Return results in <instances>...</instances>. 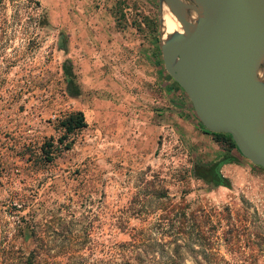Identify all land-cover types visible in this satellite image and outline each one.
<instances>
[{"label": "rangeland", "instance_id": "obj_1", "mask_svg": "<svg viewBox=\"0 0 264 264\" xmlns=\"http://www.w3.org/2000/svg\"><path fill=\"white\" fill-rule=\"evenodd\" d=\"M159 29L158 0H0V264L32 224L51 262L264 264V168L199 122Z\"/></svg>", "mask_w": 264, "mask_h": 264}, {"label": "water", "instance_id": "obj_2", "mask_svg": "<svg viewBox=\"0 0 264 264\" xmlns=\"http://www.w3.org/2000/svg\"><path fill=\"white\" fill-rule=\"evenodd\" d=\"M163 65L199 122L264 168V0H158ZM178 30L163 38L162 7Z\"/></svg>", "mask_w": 264, "mask_h": 264}, {"label": "trees", "instance_id": "obj_3", "mask_svg": "<svg viewBox=\"0 0 264 264\" xmlns=\"http://www.w3.org/2000/svg\"><path fill=\"white\" fill-rule=\"evenodd\" d=\"M61 125L64 128L63 137H67L68 134L73 133L74 131L85 126L82 112L77 111V112L70 113L62 121ZM208 133L212 134L215 141L222 144L227 151H232L233 149H237L234 141L232 140L229 134L216 133V132H210V131ZM58 142L59 143L63 142L62 137L58 138ZM57 148L58 147L54 145L53 140H50L49 142H45L43 144V146L41 147V153L47 162H50L54 159L55 155L57 154ZM57 225H59L61 230H65L67 228V224H65L64 222H60V220ZM30 233L35 242V245L30 251V253L29 252H19L20 262H18L15 256L11 255L10 258H8V262H6L5 264H118L117 262H113L110 260L104 261V262L94 261V262H87V263L82 261L81 256L83 255V252L86 251L87 249H91L90 246L88 247L81 246V247L76 248L75 250L67 246H60L58 247L59 249L57 248L58 249L57 256L65 257V261L51 262L49 259L46 258L49 247L45 246L43 239L40 238L33 224L31 226ZM77 260H80L82 262L79 261L77 263H74Z\"/></svg>", "mask_w": 264, "mask_h": 264}, {"label": "bare ground", "instance_id": "obj_4", "mask_svg": "<svg viewBox=\"0 0 264 264\" xmlns=\"http://www.w3.org/2000/svg\"><path fill=\"white\" fill-rule=\"evenodd\" d=\"M162 28L164 32L163 38L167 37L173 31L178 30L175 19L165 5L162 7Z\"/></svg>", "mask_w": 264, "mask_h": 264}]
</instances>
